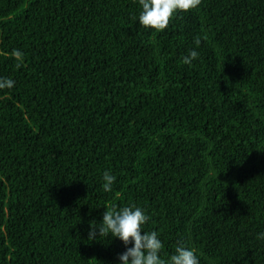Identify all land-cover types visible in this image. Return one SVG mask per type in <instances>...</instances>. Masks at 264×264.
Segmentation results:
<instances>
[{"label": "trees", "instance_id": "16d2710c", "mask_svg": "<svg viewBox=\"0 0 264 264\" xmlns=\"http://www.w3.org/2000/svg\"><path fill=\"white\" fill-rule=\"evenodd\" d=\"M139 13L0 0V264H119L88 233L131 204L165 258L264 264V0H201L163 32Z\"/></svg>", "mask_w": 264, "mask_h": 264}, {"label": "clouds", "instance_id": "9594fccd", "mask_svg": "<svg viewBox=\"0 0 264 264\" xmlns=\"http://www.w3.org/2000/svg\"><path fill=\"white\" fill-rule=\"evenodd\" d=\"M140 7L138 22L147 30L165 31L173 18L181 12H189L199 7L201 0H137ZM198 45L199 39L195 41ZM199 56L196 50L183 58V63L191 65ZM15 81L9 77H0V89H12ZM103 189L110 192L117 177L110 171L103 173ZM151 217L135 204L106 209L103 219L88 233L89 240L119 239L125 251L119 255V264H201L200 257L191 246L181 242L167 258L163 253L164 243L157 231H146L145 226ZM264 240V232L258 234ZM131 245V246H129Z\"/></svg>", "mask_w": 264, "mask_h": 264}, {"label": "bare ground", "instance_id": "6f19581e", "mask_svg": "<svg viewBox=\"0 0 264 264\" xmlns=\"http://www.w3.org/2000/svg\"><path fill=\"white\" fill-rule=\"evenodd\" d=\"M42 245V244H41Z\"/></svg>", "mask_w": 264, "mask_h": 264}]
</instances>
